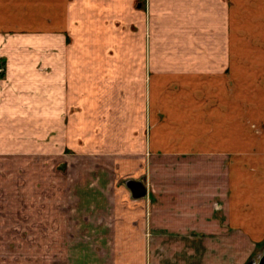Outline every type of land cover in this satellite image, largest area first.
<instances>
[{"label":"crops","instance_id":"1","mask_svg":"<svg viewBox=\"0 0 264 264\" xmlns=\"http://www.w3.org/2000/svg\"><path fill=\"white\" fill-rule=\"evenodd\" d=\"M0 68V234L33 232L52 193L72 217L105 204L94 231L147 215L158 238L114 244H154L149 264L264 242V0H0Z\"/></svg>","mask_w":264,"mask_h":264},{"label":"rangeland","instance_id":"2","mask_svg":"<svg viewBox=\"0 0 264 264\" xmlns=\"http://www.w3.org/2000/svg\"><path fill=\"white\" fill-rule=\"evenodd\" d=\"M142 182L147 188V195L142 198H152V190H149L151 188V186L149 187V180L145 179ZM122 185L126 187L125 181L122 182ZM126 189L128 188L126 187ZM122 190L124 191L125 189L122 188ZM48 196L49 200L46 201L47 209L44 211L49 214L48 220L43 218L41 221L40 216H34L33 232H28L27 234H0V264H121V261L125 260L124 257H133L131 258L133 261H131V264H138L143 246L146 250L145 264H149L147 259L148 247L153 250L154 244H146V246L145 244H114L115 240L122 239L121 236L124 235H129L130 239L135 242L140 240V237H144L146 243L156 236L158 238V233H153L149 229L147 215L144 220L145 232L143 234H123L121 231L111 232V230L108 232L94 231V224H98V221L111 220L110 213L108 217L103 216L106 214L105 204L102 207H98L102 213L92 209L93 213L96 211V216H91L90 218L84 215L72 217V211L70 212L72 202L65 200L63 205L60 202L61 209L59 208L57 211L56 202L51 200L53 198L52 193L48 194ZM102 196H106V194L104 193ZM129 197L132 199L131 193ZM34 199L37 202L39 201V198ZM86 205L87 208L88 202ZM85 214L87 213L85 212ZM160 235L165 237L164 241H167L170 237L169 234L164 235L161 233ZM162 245L164 246L163 243ZM263 248L264 242H261L248 259H252L256 264L262 255ZM164 251V248L161 249L160 263L169 264L168 256L166 257Z\"/></svg>","mask_w":264,"mask_h":264},{"label":"water","instance_id":"3","mask_svg":"<svg viewBox=\"0 0 264 264\" xmlns=\"http://www.w3.org/2000/svg\"><path fill=\"white\" fill-rule=\"evenodd\" d=\"M126 187L130 190L131 196L134 199L142 198L147 195V188L142 182V180L127 179L125 181ZM246 264H255L251 259ZM256 264H264V248L262 250V255L260 256Z\"/></svg>","mask_w":264,"mask_h":264},{"label":"trees","instance_id":"4","mask_svg":"<svg viewBox=\"0 0 264 264\" xmlns=\"http://www.w3.org/2000/svg\"><path fill=\"white\" fill-rule=\"evenodd\" d=\"M0 74H1V73H0ZM248 261H249V259H248L244 264H246Z\"/></svg>","mask_w":264,"mask_h":264},{"label":"built area","instance_id":"5","mask_svg":"<svg viewBox=\"0 0 264 264\" xmlns=\"http://www.w3.org/2000/svg\"><path fill=\"white\" fill-rule=\"evenodd\" d=\"M0 72H1V68H0Z\"/></svg>","mask_w":264,"mask_h":264}]
</instances>
